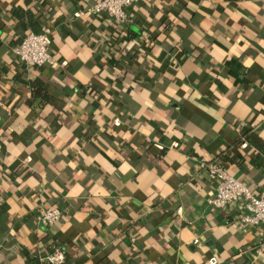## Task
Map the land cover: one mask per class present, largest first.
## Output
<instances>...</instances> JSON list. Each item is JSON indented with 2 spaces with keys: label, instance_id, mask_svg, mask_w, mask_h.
Here are the masks:
<instances>
[{
  "label": "crops",
  "instance_id": "crops-1",
  "mask_svg": "<svg viewBox=\"0 0 264 264\" xmlns=\"http://www.w3.org/2000/svg\"><path fill=\"white\" fill-rule=\"evenodd\" d=\"M94 1L0 0V264H47L54 245L65 264H264V225L208 206L198 172L216 160L264 189L245 140L264 142V0H145L126 24ZM14 8L52 30L44 69L13 53ZM35 77L54 97L40 113ZM39 207L64 215L45 227Z\"/></svg>",
  "mask_w": 264,
  "mask_h": 264
},
{
  "label": "built area",
  "instance_id": "built-area-1",
  "mask_svg": "<svg viewBox=\"0 0 264 264\" xmlns=\"http://www.w3.org/2000/svg\"><path fill=\"white\" fill-rule=\"evenodd\" d=\"M144 0H95L88 8L93 15L106 14L119 23L128 22V11ZM52 30L43 26L38 32H30L21 44L13 49L16 59L27 68L44 67L52 63L50 47ZM198 172L214 185V193L207 199V204L216 210L233 213L239 211L237 223L243 228L264 225V189L255 192L236 178L218 161H198ZM181 211V209H179ZM59 207H39L35 211L36 221L51 227L63 217ZM199 241L196 240L197 244ZM256 257L264 256V239L255 247ZM47 264H65L67 253L62 246L54 245L44 258ZM219 259L213 256L207 264H218Z\"/></svg>",
  "mask_w": 264,
  "mask_h": 264
},
{
  "label": "trees",
  "instance_id": "trees-1",
  "mask_svg": "<svg viewBox=\"0 0 264 264\" xmlns=\"http://www.w3.org/2000/svg\"><path fill=\"white\" fill-rule=\"evenodd\" d=\"M136 5H138V4H136ZM136 5H134V6H136ZM134 6H132L131 8H133ZM12 15L17 21L21 22L20 30L22 31V35L20 36V38L18 39V41L16 42V44L14 46V48H15L16 46H18L19 44H21L23 42V40L26 38V36L31 32L28 29L35 26L37 24V21L35 19L34 14H32L28 10H24L21 8H14L12 10ZM103 15H106V14H103ZM95 16H102V15H95ZM128 21H129V15H128ZM117 23H119V22H117ZM126 23H121V24H126ZM170 23H171L170 21L166 22L165 31H168V29L170 27ZM51 40L53 41V34H51ZM138 43L141 46V50L146 49L150 45L153 44V42L148 41V39L145 41L144 37L141 39H138ZM131 58L132 57L128 56L127 60H130ZM111 61H112V63L113 62L115 64L117 63L116 60H111ZM232 64H233V62L231 63V65ZM44 67H46V66H44ZM44 67H32L29 69H33V70L34 69H44ZM16 80L17 81L20 80L19 74L16 76ZM27 86L29 87L32 98H33V100L29 103V106L32 108L33 111L40 113V111L44 107H46L50 104H53L54 97L52 95H50V93L48 92V90L46 88L45 80H43L40 77H35L34 79H32L28 82ZM245 140L248 141L249 146H253L257 150V153L251 157L250 163L252 164V166L254 168L264 172V142L256 141L253 133L250 132V130L247 131V133L245 135Z\"/></svg>",
  "mask_w": 264,
  "mask_h": 264
}]
</instances>
